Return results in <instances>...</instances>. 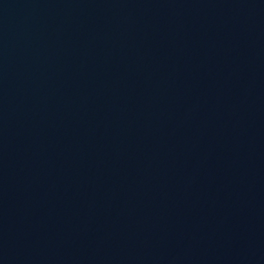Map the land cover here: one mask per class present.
<instances>
[{
    "label": "water",
    "instance_id": "95a60500",
    "mask_svg": "<svg viewBox=\"0 0 264 264\" xmlns=\"http://www.w3.org/2000/svg\"><path fill=\"white\" fill-rule=\"evenodd\" d=\"M0 264H264V0H0Z\"/></svg>",
    "mask_w": 264,
    "mask_h": 264
}]
</instances>
